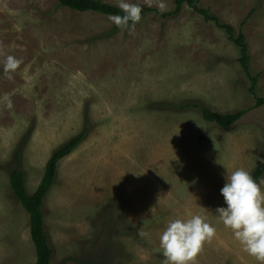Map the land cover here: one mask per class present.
I'll list each match as a JSON object with an SVG mask.
<instances>
[{"label":"rangeland","instance_id":"374dc122","mask_svg":"<svg viewBox=\"0 0 264 264\" xmlns=\"http://www.w3.org/2000/svg\"><path fill=\"white\" fill-rule=\"evenodd\" d=\"M128 2L159 11L157 0ZM162 2L173 9L174 0ZM196 4L243 32L254 92L264 98V0ZM108 17L57 0H0V264L35 262L11 170L30 195L49 156L82 131L42 201L49 264H163L160 232L192 214L216 228L196 264H258L215 215L226 206V172L251 174L264 160V104L253 106L237 48L185 4L171 16L144 12L131 33ZM9 55L22 61L10 79ZM195 103L247 111L221 128Z\"/></svg>","mask_w":264,"mask_h":264},{"label":"clouds","instance_id":"9594fccd","mask_svg":"<svg viewBox=\"0 0 264 264\" xmlns=\"http://www.w3.org/2000/svg\"><path fill=\"white\" fill-rule=\"evenodd\" d=\"M117 7L123 15H109L108 19L119 29L131 33L141 20V5L118 0ZM157 8L160 12L167 10L162 0H157ZM21 63L20 59L7 56L3 63L4 74L10 79L9 74ZM224 179L220 194L226 206H218L215 215L225 228L230 229L242 250L258 264H264V189L261 187L264 180L257 182L244 168L226 172ZM215 234V226L200 214L169 219L159 234L158 247L164 258L163 264H196L197 255ZM138 235L149 238L150 234L140 230Z\"/></svg>","mask_w":264,"mask_h":264},{"label":"trees","instance_id":"16d2710c","mask_svg":"<svg viewBox=\"0 0 264 264\" xmlns=\"http://www.w3.org/2000/svg\"><path fill=\"white\" fill-rule=\"evenodd\" d=\"M58 4L62 7H67L71 10L78 12H94L101 15H123L120 9L112 4L100 2L97 0H57ZM187 5L192 8L194 12L201 15L203 20L211 21L213 24L222 29L227 39L237 48L238 58L242 70L244 73L250 77L251 85L248 88L250 94L255 98L254 107H258L264 104V98L255 95V77L249 75L248 60L249 55L247 52V44L245 42L244 34L242 31H238L237 34L234 33V28L230 24L222 23L219 21L218 17L209 12L207 8L198 7L196 0H174V7L169 12H159L150 7L141 5L142 12L154 11L158 15L165 17L176 15L182 8L183 5ZM250 11L246 17L240 22L244 24L246 19L249 17ZM114 28L119 29L116 25ZM194 107L200 110L202 118L212 124H216L221 128H227L239 121L247 109H239L233 112L220 113L212 111L206 107H203L197 103L192 104ZM84 131L80 132L78 135L74 136L68 140L65 144L57 148L47 159L42 176L35 188V190L29 195L25 192L24 180L22 172L14 168L11 170L8 176L9 186L15 198L19 201L23 209L28 213L29 216V235L33 243L35 250V262L34 264H49L51 259V249L48 245L47 236L45 233L43 212L41 209L42 201L47 193L48 189L52 185L56 173V165L60 159L68 155L73 148L80 142L83 138ZM264 174V160L260 161L253 168L251 175L254 180H258Z\"/></svg>","mask_w":264,"mask_h":264},{"label":"crops","instance_id":"0c3cea01","mask_svg":"<svg viewBox=\"0 0 264 264\" xmlns=\"http://www.w3.org/2000/svg\"><path fill=\"white\" fill-rule=\"evenodd\" d=\"M25 187V186H24ZM26 191V190H25Z\"/></svg>","mask_w":264,"mask_h":264}]
</instances>
